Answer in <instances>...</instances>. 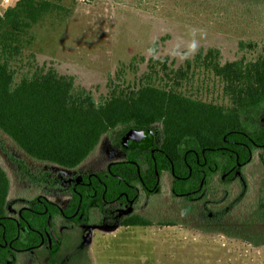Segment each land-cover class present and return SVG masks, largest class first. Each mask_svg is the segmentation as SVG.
Returning a JSON list of instances; mask_svg holds the SVG:
<instances>
[{
	"label": "trees",
	"instance_id": "1",
	"mask_svg": "<svg viewBox=\"0 0 264 264\" xmlns=\"http://www.w3.org/2000/svg\"><path fill=\"white\" fill-rule=\"evenodd\" d=\"M181 1L188 6L195 0ZM197 3L195 7L213 8L224 3L225 11L235 6L236 13L247 10L264 19V0ZM61 10L60 4L50 0H15L0 12V133L32 159L62 168L79 165L104 135H112L113 143L118 144L124 134L140 139L141 131L158 127L155 145L159 148L153 152L140 149L138 141L124 149L123 157L108 171H99L90 183L70 190L67 203L58 207L33 197L29 209L12 217L7 212L10 180L0 164V264H14L20 253L43 245L41 237L45 241L56 216L74 225L108 223L107 201L161 197L157 178L164 172L171 177L172 196L165 193L171 204L175 202L173 211L166 213L173 219L158 211L162 218L155 219L154 209L149 207L130 210L117 224L186 226L191 218L196 229L217 230L253 245L264 243L263 228L247 224L252 218L253 224L264 220L263 186L255 197L248 196L245 210L236 211H230V206L226 210L215 207L213 194L204 189L214 174L226 179L231 169L243 173L244 165L238 164L254 158L262 167L263 182L264 45L240 39L237 46L243 53L224 61L215 46L199 48L178 65L152 55L139 78L122 83L111 80L107 93L96 99L90 90L76 85L72 76L38 64L29 51L34 27ZM153 46L155 52L157 43ZM217 146H226V150L206 148Z\"/></svg>",
	"mask_w": 264,
	"mask_h": 264
},
{
	"label": "rangeland",
	"instance_id": "2",
	"mask_svg": "<svg viewBox=\"0 0 264 264\" xmlns=\"http://www.w3.org/2000/svg\"><path fill=\"white\" fill-rule=\"evenodd\" d=\"M50 1L60 4L62 10L34 27L29 51L38 64L72 76L76 85L90 90L96 99L107 93L111 80L122 83L139 78L152 55L167 57L168 62L178 65L199 48L215 46L224 61L243 53L237 46L240 39L264 45V19L249 15L247 10L236 13L235 6L225 11L224 3H217L214 9L208 5L195 7L200 0L188 6L181 0ZM5 7L0 6V12ZM155 129L159 133V128ZM111 136L104 135L78 167L67 169L32 159L0 133V164L10 180L8 209L13 211L21 197L31 198L38 191L65 200L67 189L47 184L44 177L52 172L74 176L80 170L93 169L95 163L103 166L118 159L120 151L115 149ZM246 167L251 181L243 202L255 197L260 186L264 189V179L260 181L262 167L256 158ZM168 183V176L162 177L161 197L140 199V208L164 205L163 210L154 209L155 214V210L170 214L175 202L171 204L166 196ZM154 218L162 217L157 213ZM189 222L186 226L127 228L116 224L73 226L58 219L49 230L55 249L49 252L46 244L20 253L14 264H264V243L253 245L217 230L196 229L191 218ZM254 222L253 218L247 220L248 226L263 228L264 232V220Z\"/></svg>",
	"mask_w": 264,
	"mask_h": 264
},
{
	"label": "flooded vegetation",
	"instance_id": "3",
	"mask_svg": "<svg viewBox=\"0 0 264 264\" xmlns=\"http://www.w3.org/2000/svg\"><path fill=\"white\" fill-rule=\"evenodd\" d=\"M151 134L147 135L146 137H143V131H141L140 134V139L142 141H140V139H138L139 137L136 135H133L132 133H127L121 136L120 138V143L118 144H114L115 145V149L120 151V156L118 159H113L110 160L108 162H106L103 166L100 165H93V169H83L80 170L78 173H76L74 176H69L67 175L66 177L63 176L62 174H60V172H52L50 173V175L47 177L46 181L48 182L47 184L51 185V186H57L61 187V185H63L62 187H65L67 189V197L65 198V200H59L60 198H56L51 197V196H47L46 194L38 191L36 194H34L31 198H20L19 199V205L14 208L13 211L8 209L7 206V212L9 213L8 215L12 217V214L16 213V212H20L21 209H29V205L28 202L31 201V199L33 197L37 198V200L43 204L44 201H50L53 204H56L59 207V204H65L67 203V201L70 198V190H74L76 188V186H80L83 184H87L90 183V178L96 177V173L99 171H108L109 170V166L114 163L115 161L121 159L123 157V150L130 148L131 146H133V144H137L138 141L140 143V145H138L137 147L140 149H149L151 152H153V150L158 149L159 147L155 145L156 141H157V134L158 132L155 130H151L150 132ZM157 133V134H156ZM130 142H132V144H130ZM208 149H217L216 151H219V149L221 148L222 150H226V146H217V147H206ZM205 147L201 148V151H204ZM227 150L230 152V147H227ZM233 150V148L231 149V151ZM221 151V150H220ZM196 158L198 160V156L196 155ZM251 156L249 157L248 160H250ZM239 166H242V172L241 173L239 170L236 169H231V173H229L227 176L229 179L227 180V182H225L224 180H226L224 177H219L218 174H214L212 179H211V183L210 186L205 187L204 189L206 190L207 194L212 193L214 196V201L213 204H215V207L217 208H222L224 210H226L229 206L230 211H236L237 209H244L247 208V202H243L245 196L247 198V184H250L251 181V176L249 175V177H247V161L244 163H239ZM78 167V165L76 166ZM73 168H67V169H74ZM230 171V170H229ZM227 171V172H229ZM237 172V177L235 175V172ZM164 176H168L169 178V183H168V192L171 195L170 192V183H171V177L170 174L168 172H164L161 176H159L157 178V182H161L162 177ZM84 178H86L87 180H85ZM49 179H51L49 181ZM200 185H203V181H201ZM162 190V189H161ZM167 192V191H166ZM162 193V191H161ZM244 196V197H243ZM243 197V198H242ZM242 198V199H240ZM139 199H128L127 203H120L117 200H110L105 202L104 204V208L105 210L108 211V213L110 214L109 216H111V221H109L108 223H95V224H90V225H106V226H111V225H119L117 224V219L123 215H125L126 213H128L130 210H143V209H147V207L145 208H140V202L142 200ZM144 201H146L147 199H143ZM247 201V200H246ZM226 202V203H225ZM154 203V202H153ZM168 203V202H167ZM145 204V203H144ZM8 205V202H7ZM150 207V206H149ZM151 208L153 209H158V210H163L165 208L164 205L158 206V208H154L153 206H151ZM155 210V211H158ZM160 212V211H158ZM162 213H167V212H162ZM61 219L64 221V224H69V225H73V226H89V225H74L69 223L68 221L65 220V217L62 216H56V218L54 219V223L52 225V227L49 228L52 229L54 227L55 222ZM113 219V220H112ZM121 226V225H119ZM123 227H132V226H123ZM220 233V232H219ZM45 242L43 245L40 246H44L46 244H49V246L47 247V249L50 251V246L53 243V239L50 236V232L49 233H45V241H43L42 237H41V244ZM38 246V247H40Z\"/></svg>",
	"mask_w": 264,
	"mask_h": 264
},
{
	"label": "built area",
	"instance_id": "4",
	"mask_svg": "<svg viewBox=\"0 0 264 264\" xmlns=\"http://www.w3.org/2000/svg\"><path fill=\"white\" fill-rule=\"evenodd\" d=\"M15 0H0V6H8Z\"/></svg>",
	"mask_w": 264,
	"mask_h": 264
},
{
	"label": "water",
	"instance_id": "5",
	"mask_svg": "<svg viewBox=\"0 0 264 264\" xmlns=\"http://www.w3.org/2000/svg\"><path fill=\"white\" fill-rule=\"evenodd\" d=\"M151 134L149 131H143V137H146L147 135Z\"/></svg>",
	"mask_w": 264,
	"mask_h": 264
}]
</instances>
